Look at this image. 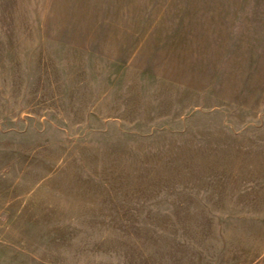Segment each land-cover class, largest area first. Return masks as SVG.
Segmentation results:
<instances>
[{"label":"rangeland","instance_id":"374dc122","mask_svg":"<svg viewBox=\"0 0 264 264\" xmlns=\"http://www.w3.org/2000/svg\"><path fill=\"white\" fill-rule=\"evenodd\" d=\"M0 264H264V0H0Z\"/></svg>","mask_w":264,"mask_h":264}]
</instances>
